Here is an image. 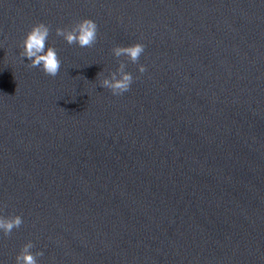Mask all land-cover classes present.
<instances>
[{"label":"water","instance_id":"95a60500","mask_svg":"<svg viewBox=\"0 0 264 264\" xmlns=\"http://www.w3.org/2000/svg\"><path fill=\"white\" fill-rule=\"evenodd\" d=\"M90 18L91 48L56 27ZM43 22L56 77L19 55ZM142 43L113 95L114 45ZM103 71V72H102ZM102 72V73H101ZM98 73H101L98 75ZM0 264H264V0H0Z\"/></svg>","mask_w":264,"mask_h":264},{"label":"clouds","instance_id":"9594fccd","mask_svg":"<svg viewBox=\"0 0 264 264\" xmlns=\"http://www.w3.org/2000/svg\"><path fill=\"white\" fill-rule=\"evenodd\" d=\"M54 32L57 37H62L67 44H76L81 48L93 47L98 38L97 24L94 20L86 17L79 19L70 26L56 27ZM51 33L50 26L43 22L31 25L20 43L19 55L28 59V67L39 68L47 76L56 77L61 70L62 61L57 50L47 43ZM111 51L118 58V67L114 71L109 70L99 85L108 89L113 95L119 96L129 91L134 79H136L132 73L125 70V62L119 58L125 57L137 65L140 73H144L146 71L145 66L138 62L145 51V46L139 42L129 45H114ZM23 223L24 220L20 215H0V233L5 237L11 236L13 231L19 229ZM34 247L32 241H27L21 245L15 256V264H39L37 258L43 256V252L40 250L31 251Z\"/></svg>","mask_w":264,"mask_h":264}]
</instances>
